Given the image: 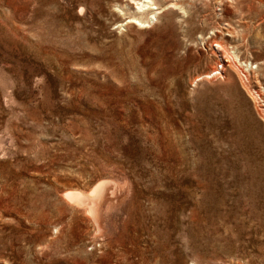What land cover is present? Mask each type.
Wrapping results in <instances>:
<instances>
[{"label": "rangeland", "instance_id": "obj_1", "mask_svg": "<svg viewBox=\"0 0 264 264\" xmlns=\"http://www.w3.org/2000/svg\"><path fill=\"white\" fill-rule=\"evenodd\" d=\"M153 1L0 0V264H264V0Z\"/></svg>", "mask_w": 264, "mask_h": 264}, {"label": "bare ground", "instance_id": "obj_2", "mask_svg": "<svg viewBox=\"0 0 264 264\" xmlns=\"http://www.w3.org/2000/svg\"><path fill=\"white\" fill-rule=\"evenodd\" d=\"M134 3H135V7L134 9H136L135 11L139 10V11H144L146 10V12L148 13V16L145 17V18H137L138 15H135V13H132L131 14V20H136L138 24H143V23H148L152 18L153 16L155 15L154 13V10L157 6H155L154 4H156L155 1L153 0H134ZM129 4V3H128ZM160 7V6H159ZM144 9V10H143ZM157 12V11H156ZM146 13V14H147ZM138 14V13H136ZM140 14V13H139ZM142 14V12H141ZM155 17V16H154ZM154 19V18H153ZM152 21V20H151ZM150 21V22H151ZM147 25V24H146ZM229 55V53H228ZM235 57V56H234ZM232 58V57H231ZM230 59V58H229ZM234 61V60H233ZM247 68V67H246ZM249 69V68H248ZM250 73V72H249ZM246 75V74H245ZM207 77V75H206ZM247 79V78H246ZM254 93V92H253ZM104 191H106L104 188H99L97 190V193H96V196L95 197H74V200L73 201H77L79 203H82V202H85L86 205H88L87 207L94 213V212H98V208L100 207L99 204H101L100 202L102 201L103 197H104ZM104 203V202H103ZM102 203V204H103ZM102 207V205H101ZM100 207V208H101ZM100 211V210H99ZM99 213V212H98Z\"/></svg>", "mask_w": 264, "mask_h": 264}, {"label": "built area", "instance_id": "obj_3", "mask_svg": "<svg viewBox=\"0 0 264 264\" xmlns=\"http://www.w3.org/2000/svg\"><path fill=\"white\" fill-rule=\"evenodd\" d=\"M222 63H218L217 68H214L215 72H218L220 70Z\"/></svg>", "mask_w": 264, "mask_h": 264}]
</instances>
